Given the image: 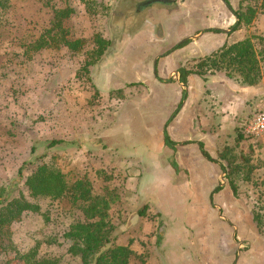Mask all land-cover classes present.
I'll return each instance as SVG.
<instances>
[{"label":"rangeland","instance_id":"374dc122","mask_svg":"<svg viewBox=\"0 0 264 264\" xmlns=\"http://www.w3.org/2000/svg\"><path fill=\"white\" fill-rule=\"evenodd\" d=\"M93 1L10 0L8 12L0 13V20L3 21L0 26V189L7 188L4 197L27 196V177L39 164L48 162L66 174L71 173L75 179L89 175L96 190L101 191L104 182L97 172L104 170L113 178L110 187L119 188V199L112 205L110 213L119 226L117 242L130 244L135 251L131 264H161L156 253V238L162 221L154 211L143 217L136 214L143 206L142 202L148 200L145 195L160 197L159 209L167 219L162 225L168 231L166 240L163 244L160 240L157 246L162 245V251H167L168 264H213L208 254L215 251L217 239L208 242L209 248L206 249L205 233L209 224L200 213L198 203L202 200V193H197L194 199L188 201L184 183L179 182L180 178L175 175L181 171L179 166L175 163L170 165L164 153L162 158L156 145L150 151L145 173L139 182L144 191L141 202L137 192L131 189L136 180L127 172L129 163H114L115 154L104 150L98 137L105 116H108L107 120L113 119L123 99L116 93L113 96L101 95L96 87H117L115 85L132 81L137 75L126 68L132 61L142 62L148 52H155L156 59L159 54L156 48L166 46V43L171 46L177 44L185 33L195 35L198 28L204 32L217 27L230 30L228 44L246 37H264V0H175L169 6L185 2L188 14L192 15L186 20L179 18L180 22L177 18L179 26L175 33L163 40V36H158L162 35L159 32L156 37L160 39L152 45L138 33L146 24L148 10L159 7L162 1ZM249 6L254 9L251 22H243L239 29L233 30L239 22L237 12H246ZM67 7L74 9L73 15L64 21L71 39L85 40L86 50L89 51L94 48L96 33L111 41L104 57L87 70L83 69L85 56L67 47L47 46L39 51L24 53L29 44L52 27L55 9ZM109 62L110 69L117 71L115 75L106 72L109 67L105 68V65ZM213 73L208 71L207 75ZM233 80L235 86H243ZM220 92L218 97L222 96ZM252 92L255 94L246 103L238 105L243 112L232 117L223 128L225 143L234 142L233 127L242 124L247 116L264 106V78ZM131 103L134 107L126 109L128 113L131 108L137 113L148 111L142 99ZM134 116L141 128L151 115ZM132 121L128 123L127 118L125 128H117L119 138L127 141L129 147L140 134L139 126ZM166 134L170 137L167 130L164 136ZM149 138V135L143 134L142 139ZM53 140L60 142L50 146ZM243 144L248 155V146H254L251 156L254 171L251 180H239L238 197L254 215L260 217L264 236V142L248 138ZM33 146L36 147L34 153L31 151ZM150 160L159 164L151 165ZM39 203L42 207L40 213L26 211L12 223L11 240L21 251L40 243L39 256L55 255L64 264H80V260L68 252L69 244L63 234L72 222L83 218L82 212L67 200H39ZM217 220H220L219 217ZM9 258L11 264H24L15 255Z\"/></svg>","mask_w":264,"mask_h":264},{"label":"crops","instance_id":"0c3cea01","mask_svg":"<svg viewBox=\"0 0 264 264\" xmlns=\"http://www.w3.org/2000/svg\"><path fill=\"white\" fill-rule=\"evenodd\" d=\"M174 2L175 0L164 1L159 7L148 10L146 24L138 33L148 44H155V41L160 39L156 37L159 32H162V35L158 36H163V40H167L178 28L179 18L186 20L190 17L191 13L188 14L185 2L177 6H169V3ZM213 29H220L221 32L211 30L204 32L198 28L195 35L185 33L177 44L171 46L166 43V46L156 48L159 53L156 59L155 52L151 54L148 52L142 62L132 61L130 66L126 67L137 75L132 81L104 89H98L94 83L101 95L110 96L112 92L118 90H122L124 94L123 102L120 103L113 119L107 120L108 116H105L103 129L98 137L102 140V148L115 154L114 163H129L127 172L134 181L136 180L131 184V187L134 186L131 189L137 192L140 201L144 191L139 182L145 173V162L151 156L152 148L157 145L162 158L165 154L166 161L170 165L175 163L179 166L181 171L176 172L175 175L180 178L179 182L184 183V192L188 201L194 199L197 193L203 195L198 204L201 215L209 224V230L205 233L206 249L209 248L208 242L213 238L217 239L215 251L208 254L213 264H264V236L260 225L255 220L250 207L239 199L238 191L235 193L231 188L223 168L225 163L219 157L224 145L234 144L237 137V126H235L232 128L235 130L234 142L225 143L223 128L232 117L243 112L238 105L240 102L246 103L255 94L252 92L255 86L237 87L233 79L221 72L210 75L206 73L204 76L190 73L186 75V83L181 81L184 70L195 69L201 57L205 58L217 51L229 40V30L220 27ZM180 44L183 45L179 46ZM109 65L110 62L105 68ZM107 71L110 75H115L114 73L117 72L110 67L106 69ZM219 92L220 95L222 94L220 97L217 96ZM136 99H142L147 106V112L137 113L132 108L131 111L129 110L130 113L126 112L129 107H134L131 101ZM135 114L151 116L140 128ZM127 118L128 123L129 120H133L132 122L140 128L139 138H135L136 144L131 141L133 142L130 144L131 147L127 141L119 138L117 129L125 128ZM165 130L169 132L173 141L171 147L166 144ZM113 132L115 138L112 136ZM144 133L150 138L142 139ZM204 151L212 159H209ZM149 163L156 165L157 161L150 160ZM182 169L187 172H183ZM145 198L148 200L141 201L143 206L137 210V217H143L138 211L147 206L146 215L154 211L153 213L157 214L160 221L165 224L166 216L159 209L160 197L155 195L151 198L150 195H145ZM217 217L220 220H217ZM167 231L162 228L160 239L162 244L166 240ZM160 232L161 228L156 238V253L161 264H168L167 251L163 250V253L162 245L157 246Z\"/></svg>","mask_w":264,"mask_h":264},{"label":"trees","instance_id":"16d2710c","mask_svg":"<svg viewBox=\"0 0 264 264\" xmlns=\"http://www.w3.org/2000/svg\"><path fill=\"white\" fill-rule=\"evenodd\" d=\"M244 1L248 0H242ZM10 7V0H0L1 14L8 12ZM73 12L72 7L55 9L52 27L42 33L35 42L29 44L24 53L39 51L47 46L67 47L70 51L85 56L84 70L101 60L111 41L103 37L101 33H96L94 48L89 51L86 50L85 40L71 39L64 21L71 17ZM237 14L239 22L234 25L233 30L239 29L243 22H251L254 9L249 6L246 12L238 11ZM1 22L3 21L0 20V26H2ZM211 30L221 32L220 29ZM208 71L222 72L244 86H258L264 78V37H246L231 44H224L217 51L201 59L195 69L184 70L181 81L186 83V75L190 73L204 76ZM115 93L119 98H124L122 90L114 91L111 95ZM236 129L235 143L224 145L219 153V157L225 163L223 168L227 173V179L235 193L238 191L239 180H251L254 171L251 162L254 146L250 144L248 146L250 156L246 154V145L243 141L249 137L245 136L242 126L239 125ZM165 141L168 145H173L168 134L165 135ZM58 142L60 140H53L50 146ZM31 151L34 153L36 147L33 146ZM204 153L212 159L206 151ZM97 173L104 182L101 191L96 190L94 183L88 178L89 175L75 179L71 177V173L66 174L57 166L43 162L26 179L27 196L4 197V191L7 188L2 187L0 189V264H11L10 255H15V258L24 264H64L61 258L55 255L39 256L40 243L21 251L11 240L12 223L22 217L26 211L40 213L42 207L39 200L50 202L67 200L82 212L83 218L72 222L63 234L65 241L69 244L68 252L78 258L80 264H131L132 258L136 256L135 251L130 244L122 245L117 242L120 234L119 226L114 223L110 213L112 205L119 199V188L110 187L113 178L106 171L98 170ZM72 206H70L71 209ZM146 212L147 206H144L138 214L145 216ZM254 217L262 226L260 217L257 215ZM160 228L159 241L162 235V223Z\"/></svg>","mask_w":264,"mask_h":264},{"label":"built area","instance_id":"2783aa9c","mask_svg":"<svg viewBox=\"0 0 264 264\" xmlns=\"http://www.w3.org/2000/svg\"><path fill=\"white\" fill-rule=\"evenodd\" d=\"M240 126L245 136L264 142V106L247 116Z\"/></svg>","mask_w":264,"mask_h":264},{"label":"water","instance_id":"95a60500","mask_svg":"<svg viewBox=\"0 0 264 264\" xmlns=\"http://www.w3.org/2000/svg\"><path fill=\"white\" fill-rule=\"evenodd\" d=\"M151 1H162V2H164V1H169V0H150L149 2H151ZM230 31V30H229ZM203 33V32H202Z\"/></svg>","mask_w":264,"mask_h":264}]
</instances>
